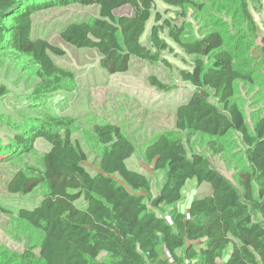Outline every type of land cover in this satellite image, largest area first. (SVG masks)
<instances>
[{
  "label": "trees",
  "instance_id": "16d2710c",
  "mask_svg": "<svg viewBox=\"0 0 264 264\" xmlns=\"http://www.w3.org/2000/svg\"><path fill=\"white\" fill-rule=\"evenodd\" d=\"M159 1L176 17L164 18L156 0H0V63L22 64L18 70L32 80L36 102L74 91L77 79L51 56H63L64 50L31 38L33 16L76 4L97 6L99 17L69 24L61 37L78 49L98 51L109 74L126 73L133 59L175 71L162 58L174 52L165 35L191 58L190 70L176 72L194 88L189 102L176 111L175 128L145 148L154 172L164 175L156 195L150 178L127 167L135 146L119 126L93 127L100 154L90 171L88 154L73 139V118L50 109L26 116L12 142L0 147V156L28 154L38 139L50 150L41 169L16 172L8 191L28 195L40 186L46 190L39 206L17 213L36 236L28 238L22 252L0 251V264H264V114L250 130L236 98L238 82L252 83L255 71H264V34H258L250 12L256 0ZM125 7L129 14H117ZM187 9H193L198 35L186 21ZM248 28L251 39L244 33ZM245 40L252 71L236 59ZM149 82L164 92L175 88L157 76ZM7 94L0 85V98ZM197 135L208 138L213 156L238 146L228 141L238 138L245 165L238 168L236 182L213 168L206 154L188 149ZM190 182L197 188L209 184L212 192L193 196L185 212L181 206ZM80 200L84 207L77 205Z\"/></svg>",
  "mask_w": 264,
  "mask_h": 264
},
{
  "label": "rangeland",
  "instance_id": "374dc122",
  "mask_svg": "<svg viewBox=\"0 0 264 264\" xmlns=\"http://www.w3.org/2000/svg\"><path fill=\"white\" fill-rule=\"evenodd\" d=\"M251 2L253 3V0ZM156 3L157 11L162 13L164 18L176 17L174 10L169 6L159 0H156ZM255 3L253 4L255 8L250 6V12L258 27V34L263 35L264 0H256ZM187 12L186 21L190 30L198 35L199 25L194 18L193 9H187ZM129 13L130 9L127 7L117 11L119 15ZM95 17H99L97 6L85 7L78 4L55 7L34 14L31 38L45 39L65 51L63 56L54 54L51 56L56 64L75 73L76 89L72 92H58L42 102H36L31 96L32 80L29 79V75L18 70L22 64L17 63L18 68L16 66L13 68L9 62H1L0 85L8 88V94L0 98V147L12 142L19 132L17 126L22 125L27 119L26 116L39 113L42 115L44 110L50 109L54 113L74 119L73 139L77 140L88 154L87 169L94 171V162L100 152L95 149L96 137L93 127L98 124L117 125L135 146L134 154L126 161L127 167L150 178L153 195H156L163 183L164 175L162 172H154L153 164L145 157V148L161 134L175 128L178 107L191 99L194 88L191 84L180 80L176 72V69L190 70L191 58L163 35L162 38L169 43L174 52H165L162 58L166 59L175 71L164 64L151 65L133 59L126 73L109 74L100 65L101 57L98 51L78 49L61 37V33L69 24ZM181 22L179 20V23ZM153 24L152 18L143 36L144 44H147L146 40ZM244 33L247 38L250 37L249 39L253 37L251 28ZM247 46L246 43L244 50L237 54L236 59L239 65L247 63L246 71H252V60L247 59ZM151 76H157L161 81L175 85V88L167 92L157 90L149 82ZM254 77L252 83L238 82L236 89L237 101L244 111L250 130L254 129L257 119L264 114V71L256 70ZM207 141L208 138L197 135L188 143V149L206 154L213 168L236 182L235 174L238 168L245 165L238 138L228 139V141H236L238 146L229 147L221 156H213L207 149ZM49 150L50 145L43 139H38L34 149L28 154L17 158L12 157L11 154L0 156V206L7 211L0 209V251L10 249L22 252L28 238L32 235L36 236L19 220L17 213L21 209L32 210L39 206L45 194V187L40 186L28 195H21L11 194L8 191V184L14 174L21 169L28 167L41 169L42 157ZM196 188L194 182L187 185L188 198L191 199L195 195L207 196L212 192L211 185L206 183ZM192 189L196 190L193 194L190 193ZM77 205L84 207L86 204L80 200Z\"/></svg>",
  "mask_w": 264,
  "mask_h": 264
},
{
  "label": "crops",
  "instance_id": "0c3cea01",
  "mask_svg": "<svg viewBox=\"0 0 264 264\" xmlns=\"http://www.w3.org/2000/svg\"><path fill=\"white\" fill-rule=\"evenodd\" d=\"M192 183V182H191ZM197 189V188H196ZM196 191V190H195ZM194 189H192V191L190 192L191 194H193V192H195ZM193 197V196H192ZM189 199L188 195H187V200L185 201V203L181 206L182 210H184L185 212L188 210V204H189Z\"/></svg>",
  "mask_w": 264,
  "mask_h": 264
}]
</instances>
